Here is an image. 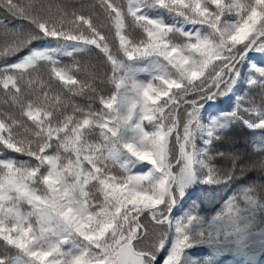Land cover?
<instances>
[{
  "label": "snow or ice",
  "instance_id": "obj_1",
  "mask_svg": "<svg viewBox=\"0 0 264 264\" xmlns=\"http://www.w3.org/2000/svg\"><path fill=\"white\" fill-rule=\"evenodd\" d=\"M0 264H264V0H0Z\"/></svg>",
  "mask_w": 264,
  "mask_h": 264
}]
</instances>
